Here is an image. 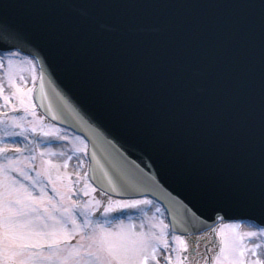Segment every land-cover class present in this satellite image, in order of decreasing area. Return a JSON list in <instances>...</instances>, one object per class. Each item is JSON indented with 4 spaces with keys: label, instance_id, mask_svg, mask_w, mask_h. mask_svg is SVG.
Returning a JSON list of instances; mask_svg holds the SVG:
<instances>
[{
    "label": "water",
    "instance_id": "95a60500",
    "mask_svg": "<svg viewBox=\"0 0 264 264\" xmlns=\"http://www.w3.org/2000/svg\"><path fill=\"white\" fill-rule=\"evenodd\" d=\"M0 46L37 58L103 189L162 197L183 231L264 224V0H0Z\"/></svg>",
    "mask_w": 264,
    "mask_h": 264
},
{
    "label": "rangeland",
    "instance_id": "374dc122",
    "mask_svg": "<svg viewBox=\"0 0 264 264\" xmlns=\"http://www.w3.org/2000/svg\"><path fill=\"white\" fill-rule=\"evenodd\" d=\"M34 77L35 66L29 58L15 53L0 57V112H12L22 108L27 110L9 121L3 116L0 117L3 119L0 124L7 122L13 127L10 131L6 128L0 130V149L3 150L2 153L9 151L7 155L0 156L4 158L0 163V255H9L10 264H162V249L171 245L164 241L166 220L160 207L148 201L150 207L146 209V213L143 212L142 216L126 222L119 220L106 223V220L100 217L94 218L95 210L107 208L113 205L112 203L117 204L119 200L103 196L106 202L101 205L104 207L99 208L101 198L91 193L89 188L82 187L88 183L86 154L79 153L84 149L83 140L80 142L79 138L74 137L68 130L58 128L63 143L41 148L44 164L38 162L37 167H33L36 175L48 173L50 179H33L31 173L24 170L27 165L25 155L32 153L27 151L32 140L31 130L26 123L33 122L32 125L36 128L39 126L38 122L41 123V115L29 99ZM18 128L24 129L21 131L28 136L27 142L4 140L6 135L12 136V132ZM41 129L49 130L45 126ZM68 149L72 150L71 154L67 152ZM16 152L18 153L15 154ZM16 166L21 170L14 173L17 185L12 178L10 183L7 175L9 168L12 170ZM72 180L81 186L84 197L79 196L80 193L73 187ZM53 181L59 191H55L54 196H51ZM24 185L27 192L23 189ZM77 198L86 207L82 218L74 212L76 206L73 201ZM13 204L12 209L10 205ZM6 219H11L16 227L7 226L5 229ZM91 222L93 226H87ZM237 226H240V229H234L233 224H225L219 230V255L222 256L223 264H264V235L261 238L257 235H261L260 232L249 225ZM6 230L13 236H21L19 245L22 248L37 250L45 246H56L44 250L45 254L34 251L31 255L28 250L11 249V245L4 242V238L8 239ZM216 230L218 228L215 229L217 233ZM87 231L88 233H85ZM182 245L180 240L177 246L167 249L169 264H181V255L185 248ZM218 246L219 243L213 242L210 247L217 251ZM191 257L194 258L193 255ZM212 263L221 264L216 255Z\"/></svg>",
    "mask_w": 264,
    "mask_h": 264
}]
</instances>
